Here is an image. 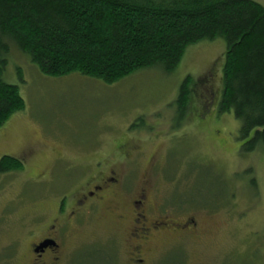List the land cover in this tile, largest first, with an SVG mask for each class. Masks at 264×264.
I'll return each instance as SVG.
<instances>
[{
	"label": "rangeland",
	"instance_id": "374dc122",
	"mask_svg": "<svg viewBox=\"0 0 264 264\" xmlns=\"http://www.w3.org/2000/svg\"><path fill=\"white\" fill-rule=\"evenodd\" d=\"M225 53L222 37L203 39L170 72L144 68L107 84L44 74L10 43L2 79L18 87L24 108L0 126V156L22 167L0 172V264H32L58 198L67 204L78 185L76 198L105 175L121 187L97 193L106 200L91 199L73 218L65 206L55 264H135L133 244L137 264H264V146L246 151L240 121L218 112ZM144 187L146 221L132 225L131 203ZM152 221L168 231L132 237ZM172 222L189 225L177 233Z\"/></svg>",
	"mask_w": 264,
	"mask_h": 264
},
{
	"label": "trees",
	"instance_id": "16d2710c",
	"mask_svg": "<svg viewBox=\"0 0 264 264\" xmlns=\"http://www.w3.org/2000/svg\"><path fill=\"white\" fill-rule=\"evenodd\" d=\"M216 37L226 43L218 112L233 113L253 151L264 146V6L252 0H0V126L24 108L2 79L12 42L44 74L110 84L144 68L170 72L189 44ZM191 80L180 85V108ZM21 167L0 160V172Z\"/></svg>",
	"mask_w": 264,
	"mask_h": 264
},
{
	"label": "flooded vegetation",
	"instance_id": "af4514ba",
	"mask_svg": "<svg viewBox=\"0 0 264 264\" xmlns=\"http://www.w3.org/2000/svg\"><path fill=\"white\" fill-rule=\"evenodd\" d=\"M134 151H136V149H134L133 152ZM3 156H7V155L0 156V160L2 159ZM8 172H11V171L1 172V173H8ZM101 179H102L101 184L103 186H101L100 184H93L92 188L87 189L86 191H81L80 196L76 198V194L79 192V189H80L79 188L80 186L78 185L77 188L74 190L72 197L68 201L67 204H65V199H63V197L60 199L58 198L57 208L53 210V213L55 215L54 218L56 220L54 222H51L46 227V231H48L47 233L48 236L43 237L41 240L33 243L31 246V253L34 256V258L32 259V264H55L54 262H56V259H58L56 256H53L54 255L53 252L57 250L59 247L58 236L59 235L61 236L64 233V229H65L64 224L67 223V221H65L67 220V217L63 215L65 213V206L69 207L71 218H73L74 216L77 215L79 211V210L77 211V209L82 210V208H84L83 205L91 201V199L97 198L96 201H102V202L106 200L105 195H107V193L104 196L103 195L97 196V193L104 191V190L107 191V189L110 188L108 186L121 187V184H122L121 182L118 183L119 180L113 175L112 176L105 175ZM105 185L106 187L102 189ZM113 189H116V188H111L110 191ZM147 193H148L147 189L144 187L141 190V192L137 195V198L132 200V203H131V213L133 215L132 225L135 223L137 224L141 221H146L145 216H143L144 211L142 209L143 207H145L144 205L147 204L148 202ZM139 209L141 211H139ZM45 217L46 215L44 214L42 218L44 219ZM191 222H193V219H188L185 223H191ZM177 224L178 223H173V222L170 224L171 230L175 232L177 231V233L180 231H183L184 229H187L189 225V224H186L187 226L184 227L183 225H177ZM135 228H136V225L133 230H135ZM167 228L168 226H166L165 222L163 221L161 222L152 221L151 223H147L144 225V227L140 228V233H137L134 231H132L131 233L133 234L132 237H134L135 239L140 238V237L145 239L147 236L153 233L151 232L152 230H154L155 232H158L157 230H160V229H163V231H168ZM44 241L47 242L45 246L41 245V243ZM132 248L135 251V253H137L139 256V257H134L132 261L135 262V264L142 262V257L140 254L141 247L138 244H133ZM44 256L46 257L47 261H45L44 259L42 260V257ZM48 256H49V259L47 258Z\"/></svg>",
	"mask_w": 264,
	"mask_h": 264
},
{
	"label": "water",
	"instance_id": "95a60500",
	"mask_svg": "<svg viewBox=\"0 0 264 264\" xmlns=\"http://www.w3.org/2000/svg\"><path fill=\"white\" fill-rule=\"evenodd\" d=\"M46 243H47V242H46V241H44V242H42V243H41V245H44V246H45V245H46Z\"/></svg>",
	"mask_w": 264,
	"mask_h": 264
}]
</instances>
